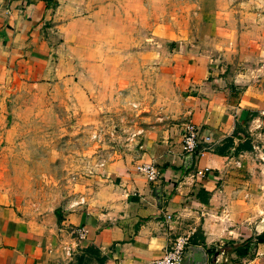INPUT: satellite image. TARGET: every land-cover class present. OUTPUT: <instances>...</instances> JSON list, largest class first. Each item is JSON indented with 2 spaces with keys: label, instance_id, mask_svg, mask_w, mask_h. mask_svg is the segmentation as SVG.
I'll use <instances>...</instances> for the list:
<instances>
[{
  "label": "crops",
  "instance_id": "0c3cea01",
  "mask_svg": "<svg viewBox=\"0 0 264 264\" xmlns=\"http://www.w3.org/2000/svg\"><path fill=\"white\" fill-rule=\"evenodd\" d=\"M77 1L0 0V61L23 68L25 61L27 72L40 71L48 20L59 21ZM242 6L248 10H239L247 16L240 21L224 23L222 14L231 8L217 7L186 48L178 39L169 68L183 100V122L105 152L80 196L60 200L56 224L40 216L20 219L0 206V264H149L182 235L202 236L193 245L204 249L206 264H223L225 252L218 248L257 232L251 208L253 194L264 187V0H241ZM186 123L209 142L200 140L198 149H206L184 171ZM139 163L154 164L159 178L147 181L136 173ZM204 167L209 172L196 176ZM194 186L202 191L192 196ZM77 226L86 229L82 239Z\"/></svg>",
  "mask_w": 264,
  "mask_h": 264
},
{
  "label": "rangeland",
  "instance_id": "374dc122",
  "mask_svg": "<svg viewBox=\"0 0 264 264\" xmlns=\"http://www.w3.org/2000/svg\"><path fill=\"white\" fill-rule=\"evenodd\" d=\"M240 2L78 0L59 21L48 20L40 71L0 61V206L20 219L42 216L56 197L80 196L105 152L183 122L171 55L217 7L231 8L224 23L247 17ZM257 192L250 255L238 259L226 248L223 264H264V187Z\"/></svg>",
  "mask_w": 264,
  "mask_h": 264
},
{
  "label": "built area",
  "instance_id": "2783aa9c",
  "mask_svg": "<svg viewBox=\"0 0 264 264\" xmlns=\"http://www.w3.org/2000/svg\"><path fill=\"white\" fill-rule=\"evenodd\" d=\"M202 140L204 143L209 142L207 136L200 139L196 127L191 123L184 124L180 136V146L183 154L191 153L193 157H196L200 154L201 151L205 150L204 148L198 149V145ZM133 170L142 175L147 181H156L159 178V170L152 163H139L133 167ZM209 172V169L204 167L201 169L195 170V175L203 177ZM166 219L169 218V215L165 216ZM74 233L78 239H82L85 236L86 229L83 226H77L74 228ZM187 236H175L169 242L163 253L150 261L149 264H180L182 260L183 252L188 245Z\"/></svg>",
  "mask_w": 264,
  "mask_h": 264
},
{
  "label": "water",
  "instance_id": "95a60500",
  "mask_svg": "<svg viewBox=\"0 0 264 264\" xmlns=\"http://www.w3.org/2000/svg\"><path fill=\"white\" fill-rule=\"evenodd\" d=\"M192 154L186 153L183 156L182 168L183 170L190 169L192 165ZM159 191V187H157ZM60 203L59 197H56L51 204V209L44 213V215L39 217V220L46 225H53L57 223V216L55 211L58 209ZM217 255V252L213 253V258ZM180 264H206V252L201 246L187 245Z\"/></svg>",
  "mask_w": 264,
  "mask_h": 264
},
{
  "label": "trees",
  "instance_id": "16d2710c",
  "mask_svg": "<svg viewBox=\"0 0 264 264\" xmlns=\"http://www.w3.org/2000/svg\"><path fill=\"white\" fill-rule=\"evenodd\" d=\"M231 143V137L226 139V144L224 145V147L226 148L228 144ZM244 148H249V146H245ZM196 190V191H195ZM202 189L194 186L193 189L190 192V195L194 196L197 195L199 192H201ZM252 238H254V236L250 235L248 238L241 240L240 242L234 243L233 241H229L228 244L224 247L219 248V250L217 252H220L222 250H225L226 248L229 249V252L232 253L236 258L240 259L246 256H249V245L252 242ZM259 239H262V235H259L258 237ZM198 239V240H197ZM187 242L188 245L191 244H199L200 242H202V236H199L197 238L193 236H189L187 238ZM237 261L232 260V263H236Z\"/></svg>",
  "mask_w": 264,
  "mask_h": 264
}]
</instances>
